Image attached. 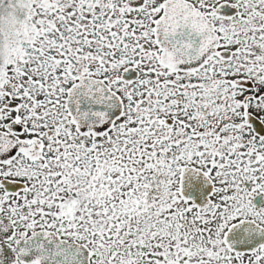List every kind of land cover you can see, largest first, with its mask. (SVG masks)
Instances as JSON below:
<instances>
[{"label":"snow or ice","instance_id":"obj_1","mask_svg":"<svg viewBox=\"0 0 264 264\" xmlns=\"http://www.w3.org/2000/svg\"><path fill=\"white\" fill-rule=\"evenodd\" d=\"M0 264H264V0H0Z\"/></svg>","mask_w":264,"mask_h":264}]
</instances>
